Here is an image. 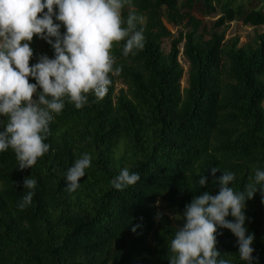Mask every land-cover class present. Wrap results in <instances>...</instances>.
<instances>
[{"label": "trees", "instance_id": "16d2710c", "mask_svg": "<svg viewBox=\"0 0 264 264\" xmlns=\"http://www.w3.org/2000/svg\"><path fill=\"white\" fill-rule=\"evenodd\" d=\"M127 6L122 19L129 11L146 18L138 25L144 47L125 57L126 41L119 42L112 56L121 71L109 74L105 97L89 94L81 109L65 102L49 125V151L32 168L19 170L11 149L0 152V264H169L179 214L194 196L216 195L223 172L234 174L230 186L240 192L257 168L264 170V32L241 44L219 31L236 20L264 25V7L238 0H131L134 8ZM218 8L206 38L194 11L210 15ZM164 18L191 28L172 40L169 53L163 42L172 32ZM181 53L189 62L185 87ZM37 62L33 51L30 66ZM120 80L126 87L118 90ZM85 153L91 166L69 193L66 175ZM212 167L219 169L215 176ZM124 168L140 180L121 191L111 181ZM25 177L37 183L31 204L20 209L29 191ZM262 200L258 191L244 210L258 264H264ZM216 248L218 259L247 264L230 230L218 228Z\"/></svg>", "mask_w": 264, "mask_h": 264}, {"label": "clouds", "instance_id": "9594fccd", "mask_svg": "<svg viewBox=\"0 0 264 264\" xmlns=\"http://www.w3.org/2000/svg\"><path fill=\"white\" fill-rule=\"evenodd\" d=\"M125 5L130 6L131 0H0V152L11 149L19 170L32 168L49 151L50 145L45 143L49 125L62 112L65 102L81 109L88 103L89 94L97 101L105 97L111 83L109 74L121 71L113 67L114 43L126 41L125 57L135 54L134 49H143V29L138 30L143 18L129 11L126 20L122 19ZM61 26L65 28L63 34ZM34 36L51 45L54 57L41 55L30 66ZM91 162V156L85 153L69 169V193L79 188ZM217 171V167L211 168L213 176ZM234 179L233 173L223 172L216 181V195L205 191L185 205L179 214L183 223L170 242L169 264H231L227 259H218V228L228 229L236 237L242 261L258 264L259 257L253 256L252 247L255 236L245 226L244 210L246 201L258 191L264 197V170L257 168L254 178L240 192L230 186ZM139 180L138 173L124 168L111 183L122 191ZM36 183L35 179L24 178L23 188L29 191L18 204L20 209L31 204V190ZM206 183L201 177L200 187ZM162 216L157 213L155 219L160 221ZM229 216L233 219H226ZM138 227L141 225L132 231Z\"/></svg>", "mask_w": 264, "mask_h": 264}, {"label": "rangeland", "instance_id": "374dc122", "mask_svg": "<svg viewBox=\"0 0 264 264\" xmlns=\"http://www.w3.org/2000/svg\"><path fill=\"white\" fill-rule=\"evenodd\" d=\"M239 2H245V3H251V5H255L258 8L264 7V0H238ZM126 8H129L130 10L134 8V6H127ZM220 8H218L216 13L205 15L202 13L200 9H196L194 11V14L197 18L201 19L203 21V26L205 27L204 33L206 38H210L211 32H213V25L215 21L220 16ZM143 18V23L146 21L145 17ZM54 22L59 23L58 21H55V17H53ZM164 21L166 25L169 27V29L172 32V37L164 39L163 42V49L165 52L169 53L172 47V40L180 35L181 32L186 33L191 28L189 26H186L185 22L181 24H175L170 22L167 18H164ZM225 30L226 38H234L237 37L240 40L241 44H246L249 42H252L255 39V36L257 33L264 32V25L261 26H251L246 25L241 21H232L229 23L226 27L219 28V31ZM203 30H201L202 32ZM65 32V28L61 26V33L63 34ZM54 39V38H53ZM119 46L118 43H114L113 47L111 49V55L116 47ZM30 47L35 51L36 57L39 60V57L41 55H47L48 57H51L53 54L54 49L49 45L45 40H42L36 36L33 37L32 42L30 43ZM181 49L183 50V44L181 45ZM180 61L181 64L184 67L185 73L182 80L183 87L187 86V78H188V68H189V62L187 58L183 55V53L180 54ZM122 87H126L123 81H118L117 89L119 90Z\"/></svg>", "mask_w": 264, "mask_h": 264}]
</instances>
